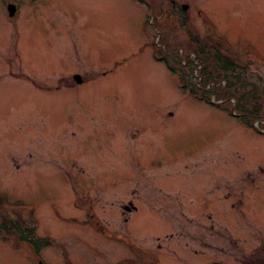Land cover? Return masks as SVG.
<instances>
[{
  "label": "rangeland",
  "instance_id": "rangeland-1",
  "mask_svg": "<svg viewBox=\"0 0 264 264\" xmlns=\"http://www.w3.org/2000/svg\"><path fill=\"white\" fill-rule=\"evenodd\" d=\"M8 1L0 226L40 244L0 228V264H264V0ZM187 21L239 52L251 101L193 49L169 67Z\"/></svg>",
  "mask_w": 264,
  "mask_h": 264
},
{
  "label": "trees",
  "instance_id": "trees-1",
  "mask_svg": "<svg viewBox=\"0 0 264 264\" xmlns=\"http://www.w3.org/2000/svg\"><path fill=\"white\" fill-rule=\"evenodd\" d=\"M147 1V0H146ZM157 2V3H152L153 6H156V8L158 9L160 7V9H162L163 7V3L164 2H168V3H175L176 0H152L151 2ZM179 1V0H178ZM175 17L176 18H180V23L182 22V20L184 18H182V15L185 14V10L186 7H184L183 5H177L175 7H172ZM175 18V19H176ZM164 20H169V19H164ZM167 22H164V26H166ZM186 27L184 28V30L189 31V33H187L190 36V43L186 42L188 46H190V49H188L187 47L184 46V48H182L181 51H178V53H174L173 54V60L170 64L169 67L172 69H175V63H176V58H178V61H180L182 63L181 57L183 55V52H185L184 56L187 57V53H189L191 51V49L195 50L197 52V56H198V64H201L199 67H202V65H206L207 66V73L210 75H206L204 76V78L202 79V81H210V80H216L217 76L215 75V73L212 72V70L217 73H220V71L225 74L227 76L228 72H231V78H228V81L225 80L224 82L221 83V86L225 87H229V85L234 86V88H238L239 89V94H238V100H240L241 102L245 103L248 100L251 101L252 95H253V86L246 83V80L242 78L241 73L242 69L246 67V64L242 61V58L239 54L238 51H236V49L232 48L231 45L226 41V39L214 35L213 33H203L199 32L197 27L195 25H193L190 21H187L185 23ZM170 33L172 34L173 31L171 30ZM215 34H217V32L214 31ZM183 36V35H182ZM227 42V43H226ZM160 47V46H158ZM157 47V48H158ZM156 49V46H155ZM156 51V50H155ZM165 56L167 57L166 53ZM168 58V57H167ZM167 60V59H166ZM206 62V63H205ZM186 63V62H185ZM215 67L217 69H215ZM212 74V75H211ZM205 75V74H204ZM220 75V74H219ZM215 78H213V77ZM180 77L183 80L182 84L184 86H187L190 88V91H192L193 93H200L201 96H205L203 94V92H206L209 95V89H212V87L214 88L215 86H212L211 88H203V87H196L195 85L197 82H199V80H197V82H192V83H188V78L185 76L183 72H180ZM224 78V77H220ZM237 78V79H236ZM200 92H199V91ZM218 90V89H217ZM207 98H209V96H206ZM237 104V103H236ZM240 104V102H239ZM244 108V107H243ZM255 109H258L260 107H258V105H256V107H254ZM246 109V108H245ZM2 198L0 197V202H1ZM22 222L21 217H19V220H17V223H15L13 221V223L10 224H6L5 222H3V224L0 226V228L2 230H7L8 232H15L18 233L22 239L25 240H30L32 242H34L37 245L40 244L36 242L35 239H33V234H34V229L27 226L25 229L27 232H22V228L19 224V222Z\"/></svg>",
  "mask_w": 264,
  "mask_h": 264
},
{
  "label": "flooded vegetation",
  "instance_id": "flooded-vegetation-1",
  "mask_svg": "<svg viewBox=\"0 0 264 264\" xmlns=\"http://www.w3.org/2000/svg\"><path fill=\"white\" fill-rule=\"evenodd\" d=\"M86 72H88V71H86ZM73 77L76 79L75 81H70V82L67 81L68 83L62 82L59 85L74 84L75 82H77V81H83L86 78V77H84L83 71H74L73 72ZM124 208L125 209H128L129 211H131L132 209H134V206L131 208L129 204H124Z\"/></svg>",
  "mask_w": 264,
  "mask_h": 264
},
{
  "label": "water",
  "instance_id": "water-1",
  "mask_svg": "<svg viewBox=\"0 0 264 264\" xmlns=\"http://www.w3.org/2000/svg\"><path fill=\"white\" fill-rule=\"evenodd\" d=\"M9 10H10V13H13L14 10H15V5L10 4V5H9Z\"/></svg>",
  "mask_w": 264,
  "mask_h": 264
}]
</instances>
